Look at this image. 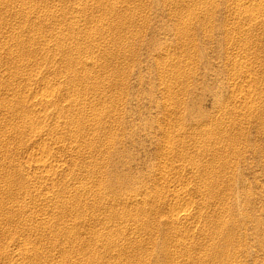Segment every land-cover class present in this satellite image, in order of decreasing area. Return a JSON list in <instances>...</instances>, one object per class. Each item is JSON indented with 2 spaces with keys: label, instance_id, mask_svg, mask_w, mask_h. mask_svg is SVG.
Instances as JSON below:
<instances>
[{
  "label": "rangeland",
  "instance_id": "1",
  "mask_svg": "<svg viewBox=\"0 0 264 264\" xmlns=\"http://www.w3.org/2000/svg\"><path fill=\"white\" fill-rule=\"evenodd\" d=\"M0 264H264V0H0Z\"/></svg>",
  "mask_w": 264,
  "mask_h": 264
},
{
  "label": "bare ground",
  "instance_id": "2",
  "mask_svg": "<svg viewBox=\"0 0 264 264\" xmlns=\"http://www.w3.org/2000/svg\"><path fill=\"white\" fill-rule=\"evenodd\" d=\"M263 1V0H262ZM245 5H246V3H245ZM258 5V4H257ZM256 5V6H257ZM243 6H244V3L243 2H237L236 4H235V10H238L240 7H242L243 8ZM254 7V6H253ZM236 8H238V9H236ZM254 9V8H253ZM243 10V9H242ZM240 11V10H239ZM251 11V10H250ZM249 11V12H250ZM235 12V11H234ZM248 13V12H247ZM253 15V14H252ZM255 15V14H254ZM43 165V164H42ZM181 195V194H180ZM177 197H179V195L177 196ZM181 197V196H180ZM110 198V197H109ZM64 229V228H63ZM105 231V230H104ZM111 231V230H110ZM104 233V232H103ZM109 234V233H108ZM106 237V236H105Z\"/></svg>",
  "mask_w": 264,
  "mask_h": 264
}]
</instances>
